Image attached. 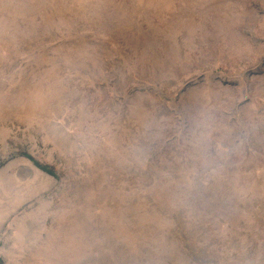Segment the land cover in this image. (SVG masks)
<instances>
[{"label":"rangeland","instance_id":"374dc122","mask_svg":"<svg viewBox=\"0 0 264 264\" xmlns=\"http://www.w3.org/2000/svg\"><path fill=\"white\" fill-rule=\"evenodd\" d=\"M0 264H264V0H0Z\"/></svg>","mask_w":264,"mask_h":264},{"label":"trees","instance_id":"16d2710c","mask_svg":"<svg viewBox=\"0 0 264 264\" xmlns=\"http://www.w3.org/2000/svg\"><path fill=\"white\" fill-rule=\"evenodd\" d=\"M38 165L43 169V170H45V171H48V172H52L47 166H45V165H42V164H40V163H38Z\"/></svg>","mask_w":264,"mask_h":264}]
</instances>
